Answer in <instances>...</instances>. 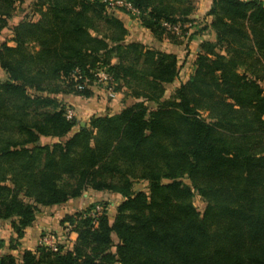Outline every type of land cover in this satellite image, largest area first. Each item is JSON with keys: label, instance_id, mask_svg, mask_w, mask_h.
<instances>
[{"label": "trees", "instance_id": "obj_1", "mask_svg": "<svg viewBox=\"0 0 264 264\" xmlns=\"http://www.w3.org/2000/svg\"><path fill=\"white\" fill-rule=\"evenodd\" d=\"M123 1L158 43L179 44L164 23L195 12V0ZM107 2L34 0L36 21L11 26L23 0H0V33L14 43L0 45V222L16 234L0 264H264V0H212L200 32L215 38L172 92L177 55L127 41ZM99 69L122 107L82 126L67 98H92ZM90 191L120 201L63 215L70 247L55 233L42 236L56 235V250L22 247L40 216Z\"/></svg>", "mask_w": 264, "mask_h": 264}, {"label": "crops", "instance_id": "obj_2", "mask_svg": "<svg viewBox=\"0 0 264 264\" xmlns=\"http://www.w3.org/2000/svg\"><path fill=\"white\" fill-rule=\"evenodd\" d=\"M34 0H23V3L19 5V8L17 12L14 14V17L10 20L9 24L11 26L18 24L21 22L24 17L28 14H30V17L33 19V21H36L37 16H33L31 11V5L33 4ZM212 0H195V12L193 16H191L193 26L189 30V36L193 37L192 40L186 41L184 38L185 45L177 46L176 44H173L169 39L165 38L162 43L155 42L152 34L141 27L140 22L137 18H132L129 14L122 12L120 10L116 11V16L121 19L125 27L128 29L129 35L127 36V41L129 42H140L144 43L146 45H151V43L154 41V46L160 47L163 50H167L168 52H173L180 58L181 53L186 54L183 58V61L181 62V70H184L187 72L186 79H184V82L188 80V78L191 75L190 69H185L190 65V62H195L197 55H198V47L199 44L206 40H214L215 36L210 30H207L205 32H200V29L205 27L207 24L210 23L211 18L207 15L209 9L211 8ZM12 37L10 30H4V32L0 33V45L5 42L6 40H9ZM9 46H14V43L12 41H8ZM184 49V50H183ZM189 54V55H188ZM180 63V64H181ZM191 67V66H190ZM193 71V70H192ZM6 78V75L4 71L0 67V80H4ZM179 80V79H178ZM176 80V81H178ZM94 96L95 97L98 93L97 89L95 87L93 88ZM92 97V98H93ZM91 99V98H90ZM83 100L81 98H77L74 96H70L67 98L68 106H70L72 109H75L76 111V117L83 123L87 121V119L92 115L95 114L98 110L102 113H115L122 107V99L123 95L120 93H114V95H109L108 101L104 104L100 103H94L95 105L92 106V104H89L88 108L83 105V101H89ZM60 219L58 218V215L52 214L49 215V213L44 214L40 216L35 224L26 229L25 231V237L23 239V248L28 250L35 249L40 242V239L44 233H55L59 235V238L62 240L63 236L60 235V232L62 230V227L60 226ZM65 230V229H63ZM66 231V230H65ZM68 231V230H67ZM64 232V231H63ZM65 233V232H64ZM11 238H16V234H14L11 230V226L9 222H0V242H5V247L0 251L2 254L8 252L7 245L9 243V240ZM77 239V234L74 232H71L69 235L70 242L74 243ZM12 253L17 254L18 251H13Z\"/></svg>", "mask_w": 264, "mask_h": 264}, {"label": "rangeland", "instance_id": "obj_3", "mask_svg": "<svg viewBox=\"0 0 264 264\" xmlns=\"http://www.w3.org/2000/svg\"><path fill=\"white\" fill-rule=\"evenodd\" d=\"M186 41H188V40L186 39ZM186 41H184V39L180 38V40L178 42L179 44H176V45L183 47L185 45ZM149 46L154 47V41ZM198 52H199V47H198ZM185 55L186 54L181 53L180 58L177 55L179 63H181L183 61V58H184ZM194 63L195 62H193V63L190 62V65L187 68L185 67V69H188V68L190 69L191 74L194 71V67H195ZM180 65H182V63ZM186 76H187V72L184 71V70H181L179 80L175 81V83L173 85L169 86V91L172 92L176 87H179L181 83H184V79H186ZM94 87H95V89H97L99 94H97L95 97L91 98L89 101H83L82 102L83 105H80V106H84V107L88 108L89 104H92V106H93V105H95L94 103H98L99 104L100 101H102L100 104H104V103H106L108 101L109 95H112V94L114 95V93H111L104 86L95 84ZM73 110H75V109H73ZM118 110H120V109H118ZM96 111H97L96 113H101L98 110H96ZM75 115H76V111H75ZM143 186H144V183L139 184V187H143ZM95 201H102L104 203H109V211L111 213V212L114 211V207H115L116 203H118L120 201V197L115 196V195H111L109 193H96V192H92V191L86 192L83 195V198L81 200H78L73 205L71 204L70 206H66V207L60 208L58 211H56V214L58 215V218L59 217H63V215H66L68 213H73V212H76V211H80L83 208L88 207L90 204H92ZM194 204L198 208V210L201 211V212L205 208V202L202 200V198L200 196H197L195 198ZM67 230L65 231L62 228V230L60 232V235H62L63 238H65L64 241H67L66 245L68 247H70L73 244L69 240V235H70V233L72 231H71V228H68ZM49 233H52V232H49Z\"/></svg>", "mask_w": 264, "mask_h": 264}, {"label": "built area", "instance_id": "obj_4", "mask_svg": "<svg viewBox=\"0 0 264 264\" xmlns=\"http://www.w3.org/2000/svg\"><path fill=\"white\" fill-rule=\"evenodd\" d=\"M108 7L113 10V11H117L121 8L126 9L127 11L132 12L133 14H138V11L133 8V6L123 0H108ZM164 26L171 31L172 33H174L177 36H180L181 38H183L184 35L189 36V30L192 28L193 23H188L185 25H170L167 23H164ZM183 29H187V32H183ZM184 34V35H183ZM97 80H96V84L107 87L110 82H111V77L105 72L104 69H99L96 72ZM78 89H83V85H80L78 87ZM74 117H76L74 110L68 106L67 107V118L68 119H73ZM101 213V208L99 206L96 207L95 213H93L94 217L100 215ZM65 238H63L61 241H64ZM40 245H44L52 250H56L57 249V237L54 234H48L45 235L43 237H41Z\"/></svg>", "mask_w": 264, "mask_h": 264}, {"label": "water", "instance_id": "obj_5", "mask_svg": "<svg viewBox=\"0 0 264 264\" xmlns=\"http://www.w3.org/2000/svg\"><path fill=\"white\" fill-rule=\"evenodd\" d=\"M82 126H85V123L84 122L82 123ZM0 258H1V256H0Z\"/></svg>", "mask_w": 264, "mask_h": 264}]
</instances>
